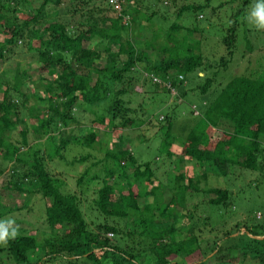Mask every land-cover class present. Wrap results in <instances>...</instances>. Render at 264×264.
Listing matches in <instances>:
<instances>
[{
	"label": "trees",
	"instance_id": "obj_1",
	"mask_svg": "<svg viewBox=\"0 0 264 264\" xmlns=\"http://www.w3.org/2000/svg\"><path fill=\"white\" fill-rule=\"evenodd\" d=\"M69 1L73 2L42 0L24 21L25 25L37 24L32 33L38 40V78L31 79L29 70L18 66L11 85L0 82V157L5 162L12 161L7 172L9 189L24 192L28 197L21 206L5 207L4 212L23 208L34 194L43 201L40 239L38 234L8 235V224L4 223L5 242L0 245V264H244L246 259V264H264L263 223H248L245 218L222 229L224 221L213 226L207 215H195L196 204L189 208L188 203L192 193H203L213 195L206 200V205L227 209L231 205V189L209 187L203 190L199 187L200 179L208 172L229 177L235 166L256 172L264 161L262 69L236 74L225 84L215 78L218 71L227 69L230 63L239 21L252 0H232L238 3L233 8V21L222 36L226 52L217 66L204 59L197 42H188V46L178 52L179 43L170 41L180 34L182 25L179 23L187 11L195 12L203 5H181L173 11L167 10L166 14H161L158 28L169 20L171 13L176 15L173 22L161 27L163 34L159 33L161 29L157 34L151 32L145 47L137 48L130 41L128 30L132 24L152 29L153 17L158 13L153 3L118 0L121 6L118 11L102 0V5L94 6L86 14L85 29L83 21L75 24L73 16L75 11H82L79 2L87 3L85 0H76L70 8L75 10H72V23L50 20L43 15L47 3L59 7ZM17 4V0H7L0 6V34L7 36L0 38V61L22 39V28L16 22H3L10 9L16 13ZM132 7L133 12L129 11ZM142 7L147 13L141 12ZM79 17L82 19L83 15ZM186 34L194 38L197 31L188 27ZM91 40L96 42L93 44ZM84 41H89L90 46H83ZM113 45L116 50L112 49ZM245 46L250 52L251 45ZM146 48L154 54L161 52L164 57L158 61L150 59ZM121 55L125 58L121 59ZM102 57L104 67L96 66V61ZM205 70L208 74L198 83V73ZM140 71H143L141 77L152 83L158 78L155 85H161L159 90L174 92L181 98L178 104L174 102L173 109L157 114V119L151 118L140 104L132 108L125 100L127 95L137 93L130 85L136 78L134 73ZM190 74L195 83L191 88L186 77ZM37 81L40 86L36 87H43L44 96L38 93V88L24 92L23 87ZM189 93H197L199 100H189ZM30 96L47 105L43 112L35 114H32L33 108H29L36 123L28 124L19 117V107L24 106ZM81 104L94 114L88 122L91 125L82 124L78 119L75 109ZM177 109L181 116L197 117L198 123L183 126L177 119L181 117H177ZM145 120L157 122V134L164 140L163 148L167 146L166 159L175 156L168 147L178 142L180 151L175 160L193 159L191 161L200 166L199 176L188 177L185 172L175 174L173 169L167 172L164 183L157 179L151 163L132 150L133 143L142 144L149 138L124 132L137 130ZM19 123L23 128L17 133L19 138H14L11 133ZM176 124L184 130V137ZM207 130H221L220 137L214 139ZM30 134L39 142L29 146ZM69 145L87 147L84 153L69 160L70 166L85 167L86 164V167L78 173L73 169L61 178L57 175L62 173L63 167L52 160L56 159L53 156L62 159V151ZM25 146H28L27 151H23ZM55 168L59 173H55ZM67 176L74 178V186ZM70 183L72 185L68 186ZM181 219H186L187 223ZM215 229L220 235L214 234ZM28 254H37L35 261H30Z\"/></svg>",
	"mask_w": 264,
	"mask_h": 264
},
{
	"label": "rangeland",
	"instance_id": "obj_2",
	"mask_svg": "<svg viewBox=\"0 0 264 264\" xmlns=\"http://www.w3.org/2000/svg\"><path fill=\"white\" fill-rule=\"evenodd\" d=\"M6 1L7 0H0V6L5 4ZM41 1L42 0H17L18 4L16 5V13L11 12L10 9L8 14L4 16L5 19L3 20V22H5L6 24L16 22L19 25V28H22V39H19L20 41H17L16 46H12L11 51L7 53L6 58L3 61H0V82L2 84L5 83V85H11L13 80L12 78L15 73V68L18 66L20 67V69H28L31 79L38 78L39 72L37 71L38 63L36 59L38 40L37 37H34L32 33L33 26L35 24L30 22L25 25L24 21L28 18L29 15H32V13L35 11V8L39 6ZM85 1H87V3L79 2L82 5V11H75L74 9L70 10V8L74 7L76 0H73V2L69 1L72 6H70L68 2H64L59 7H55L52 2H49L43 7V15H45V17L50 20L58 19L60 21L65 20L66 22L68 21L69 23H72L71 16L73 14V11H75L76 14L73 15L75 24H78L79 21H83L82 28L85 29L87 27L85 18L88 11L96 5L103 4L102 0ZM129 1L132 3L133 0ZM152 3L158 9L157 15L155 14L156 16H154L152 20L154 23L152 29L146 26L136 27L132 24V26L128 30L131 36L129 37L130 41L134 43L137 48L145 47V43H147L151 39V32L155 31V33L157 34L159 29H161L159 33L163 34L165 32L163 28H165L166 25L169 26L171 20L173 22V18H175L176 15H173L171 13L169 15L168 21L162 20L164 23L160 25L163 28H158L161 21V14H166L165 12H167V10L168 12L173 11V9L181 5H203L199 10L195 12L187 11V14L179 23L180 26L182 25L179 31L180 34L176 35L180 40L178 41L177 37L176 40L171 38L170 41L171 44H174V41L179 43V47L177 49L178 52L183 51L184 47L188 46V42L190 44L197 42L196 45L199 46L204 59L207 62L211 63L212 66L218 65L220 57H224L226 52L221 39L225 34V28L229 26V24L233 21V8H236L238 2L235 4L232 0H148L144 3V5ZM142 8L141 12L147 13L144 8ZM159 9H161L162 11ZM129 11L133 12V7L130 8ZM110 14L111 13H108L109 16ZM79 15H83V18L81 19ZM106 24L107 26H109V21ZM35 26H37V24ZM188 27H193L196 29L197 34H194V38H191L189 34H186V30L188 29ZM38 34L40 35L41 33ZM236 34L237 36L233 56L230 58L231 60L227 65V69L219 70L215 76L217 81L221 84H225L236 74H247L249 71H259L260 68L262 69L260 70V74L264 75V0L251 1V4L248 5L244 17L241 19V21H239V26L237 27ZM173 35L175 36V34ZM5 37L7 36H5L4 34H0L1 40H3ZM30 38L33 39L29 41ZM200 39H202V42H200ZM91 41L93 42V44L94 42H96L95 40ZM163 41L164 39L161 37V42ZM88 43L89 41H84L83 46H90V43ZM247 43L251 45L252 49L250 52V49L248 47L246 48L245 46L248 45ZM29 47H32L33 49L30 50ZM112 49L116 50L115 45L112 46ZM146 53L149 55V57H151L150 59L155 58L157 61L161 60L164 57L163 53L160 52L154 54V52L150 51L149 49H147ZM124 58L125 56L121 55V59ZM104 64V57L96 61V66L98 67H104ZM141 72L143 71L134 73L136 78L130 85L132 90L136 91L137 93H131L130 96L127 95V99L125 100L130 102L129 104L132 108H136L135 106L140 104L143 109H147V113H149L151 118L154 116L157 119V114L165 113L171 110V108L173 109L174 102L178 104L181 101V98H177L174 92L168 93L161 88L159 90L158 88L161 85H155L157 81H154L155 83H152L144 77L143 79L141 77L143 73ZM214 72H217V70H214ZM205 73L208 74L207 70H205V72L200 71L198 73V75L200 76L198 80L196 79L197 81H199L198 83H201L203 81V78L205 77H203V75H205ZM186 77L191 88V86L195 85V83L192 82L193 79H191L194 76L190 74L186 75ZM48 78L52 79V76H48ZM94 79L95 74L91 78V83ZM37 84H39L38 81L37 83H29V85L23 87L24 92L28 93L31 89L38 88V93L44 96L46 93L43 87H39L40 84L38 87H36ZM1 97L2 91L0 90V99ZM198 98L199 95L197 93H189V100H199ZM46 105L47 104L45 102L41 103L30 96L28 99H26L25 105L19 107V117L23 118L24 123H36L35 116L30 115L28 109L32 107V114H35L36 112H43L46 108ZM75 112L78 114V119L82 124L86 123V125H91V123L88 122L89 120L94 118V114L90 113V110H87L84 104H81L80 107H77L75 109ZM176 113L178 115L177 117L181 116L179 115V109L176 110ZM161 117L162 116L160 115L159 118ZM177 119H179L180 122L183 123V126H195V124L198 123L197 117L192 115L187 116V114H184V116L182 115ZM156 123L157 122L154 120H152L151 122L145 120V122L143 121V123H140L141 126L138 127L137 130L127 129L126 131H124L126 135L130 132L132 135L134 134V137L143 135L146 138H149L145 143L142 144L138 142L133 143V153H140L142 155L140 156L141 159H146L151 163V167L154 169L157 179H159L162 183H164L168 178L167 172L173 169L175 170V174L185 172L188 177H192L194 175L199 176L198 174L200 173V166L196 163V161H191L193 159L187 160V157H184L180 161L175 160L178 157V153L180 151L178 142H174L173 144H171V146L169 145L168 149L170 148L175 156L171 158V160L166 159L165 153L167 146L165 145V148H163L164 140L162 139L161 135L157 134L158 127ZM22 128L23 124L19 123L17 125V128L14 129L11 135H13L14 138H19V135L17 133ZM176 129L184 137L185 132L184 130H181L179 128V124H176ZM164 130L165 129H163L162 132ZM219 131L221 130H207V134L213 136L214 139H218L220 137ZM37 140L38 139H36L35 136L30 134L29 146H31L34 142H39ZM113 140L115 141L116 139ZM41 141L43 142V138ZM145 146L147 148H145ZM45 148L46 147H43L42 149L46 151ZM27 149L28 146H25L23 148V151H27ZM49 150L50 149L47 148V152H49ZM86 150V146L69 145L65 150L62 151V159L59 160L56 156H53V158L56 159H53L52 162L54 164H57L60 168L63 167V170H61L62 173H59V169L55 168V173H59V175L57 176L62 178L64 177L63 174L67 175L69 172L71 173L73 169L77 173L79 171H83L86 167V164H84L85 167H75L76 164L70 166L69 160L76 154L84 153ZM143 156H146V158ZM11 164L12 161L5 162L0 157V170L3 169V172L0 171V245L5 242L3 231V228H5L4 223L8 224L6 229V234L8 235L38 234L37 237L38 239H40V233L43 229V221L40 217L42 210L41 208H43V201L40 200L39 196L35 194L31 195L28 203L23 206V208L13 210L11 213L4 212L5 207L12 209L14 207H19L23 203H25L26 199L28 198L25 196L24 192H19L13 190L12 188L9 189L10 185H7L9 181L7 172ZM89 170H91V168ZM96 170L97 169H95L94 171ZM232 176H234V179H232ZM69 179L73 182L74 186V178ZM71 185L72 184L70 183L68 186ZM199 187L203 190L209 187H223L231 189L232 191L231 205L227 209H223L222 206L206 205V200L209 197H213V195H204L203 193H197V195H195V193H192L188 197L189 208H192V205L196 204V208L193 209L195 215H207L211 225H217V222H220L222 220L224 221V224L221 228L227 229L228 226L233 225L235 221H240L245 218L246 222L248 223L264 224V161L261 164V169L256 172L244 171L238 166H235L233 168L232 175H229V177L217 176L212 172H208L207 176L204 179H200ZM123 193L126 194L127 192L123 191ZM258 214H260V217H257ZM181 221L184 222V224L187 223L186 219H181ZM215 233H218L216 229L214 234ZM214 234H212L211 237ZM36 256L37 254H28V258L32 262L35 261V259L37 258ZM147 256L149 257V255ZM246 261L247 259L244 260V264H246Z\"/></svg>",
	"mask_w": 264,
	"mask_h": 264
},
{
	"label": "built area",
	"instance_id": "obj_3",
	"mask_svg": "<svg viewBox=\"0 0 264 264\" xmlns=\"http://www.w3.org/2000/svg\"><path fill=\"white\" fill-rule=\"evenodd\" d=\"M109 4H111L116 10H120L121 9V6L118 2V0H106ZM181 78V76H180ZM155 81H158L159 82V79L158 78H154Z\"/></svg>",
	"mask_w": 264,
	"mask_h": 264
}]
</instances>
